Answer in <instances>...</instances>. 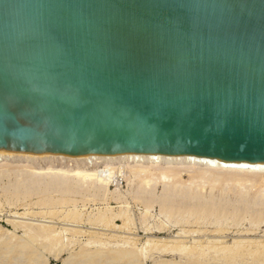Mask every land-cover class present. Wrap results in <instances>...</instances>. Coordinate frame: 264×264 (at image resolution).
I'll return each instance as SVG.
<instances>
[{"label":"water","instance_id":"1","mask_svg":"<svg viewBox=\"0 0 264 264\" xmlns=\"http://www.w3.org/2000/svg\"><path fill=\"white\" fill-rule=\"evenodd\" d=\"M0 152L264 165V0H0Z\"/></svg>","mask_w":264,"mask_h":264},{"label":"rangeland","instance_id":"2","mask_svg":"<svg viewBox=\"0 0 264 264\" xmlns=\"http://www.w3.org/2000/svg\"><path fill=\"white\" fill-rule=\"evenodd\" d=\"M190 171L182 173L175 182H165L175 187L190 186L204 198H213L214 207L222 206L220 210L227 209L229 213L219 216L179 211L162 215L157 204L144 205L133 192L137 182L155 184L157 192L164 182L123 170L114 171L112 182L99 190L92 188L65 198L59 194H5L12 179L0 178V251L12 249L4 255L0 252V264H81L82 259L84 264H231L233 253L264 243V215L253 218L252 212L243 216L231 214L240 206L264 204L263 175L225 180L214 176L209 179L212 183H206L201 179L190 181ZM148 239L182 241L202 253L183 258L147 255L135 257L134 261L125 257L111 262L116 250L140 249ZM228 249L231 254H227Z\"/></svg>","mask_w":264,"mask_h":264},{"label":"bare ground","instance_id":"3","mask_svg":"<svg viewBox=\"0 0 264 264\" xmlns=\"http://www.w3.org/2000/svg\"><path fill=\"white\" fill-rule=\"evenodd\" d=\"M100 167L102 170L97 171ZM191 167L196 168L198 171H195L196 169L191 170ZM87 170H91V172H87ZM117 170L132 172L134 176L138 177H156V179L163 181V184L160 183L159 192L156 191L155 184H151L146 180H144L146 182H137L133 195L136 200H139L144 205L157 204L160 207L161 213H163L162 215L165 216H170L172 213L179 211L210 213L218 214L219 216L229 213L227 209L220 210L223 208L222 206L214 207L213 203L215 201L213 198H204L201 192L190 186L186 187L183 185L175 187L165 182L179 180L184 172L191 170L190 172L193 175L190 181L201 179L206 181V183H212L213 180L209 179L214 176L223 180L229 178L255 179L262 175L264 176V165H229L219 163L215 160L192 157L169 158L130 155L118 157L89 156L86 158H66L53 155L36 156L0 152V178L7 179L11 177L12 179L10 188L4 191L5 194H10L11 192L25 195L40 194L44 196L59 194L62 198H65L75 193L88 192L92 188L99 190L101 186L107 185L111 178H113L114 171ZM95 182L99 186H96ZM249 212H252L250 215L253 218L263 216L264 204L254 205L253 208L251 206H240V208H234L231 214L243 216L249 214ZM254 244L248 247L245 246L247 248L246 252H240L241 254L233 253L232 257L235 256L231 260V264H264V243ZM10 250L12 249H3L0 252L4 255L11 252ZM226 251H229L227 254L232 253V250L230 251L228 249ZM201 253V250L188 247L182 241L172 242L164 241V239H148L140 249L130 247L116 250L113 256H111L112 261L111 257H109V260L113 263L128 257L129 260L134 261L135 257L139 258L147 255L158 257L179 256L178 258H183V255ZM3 255L1 256L4 257ZM83 261L84 259L80 263L84 264ZM127 264H132V261H128ZM164 264L177 263L172 261L165 262Z\"/></svg>","mask_w":264,"mask_h":264}]
</instances>
